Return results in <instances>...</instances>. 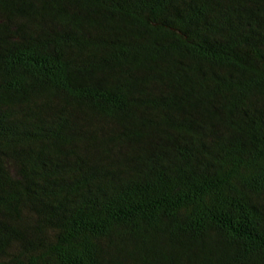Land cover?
I'll return each instance as SVG.
<instances>
[{"label":"trees","instance_id":"1","mask_svg":"<svg viewBox=\"0 0 264 264\" xmlns=\"http://www.w3.org/2000/svg\"><path fill=\"white\" fill-rule=\"evenodd\" d=\"M0 264H264V0H0Z\"/></svg>","mask_w":264,"mask_h":264},{"label":"bare ground","instance_id":"2","mask_svg":"<svg viewBox=\"0 0 264 264\" xmlns=\"http://www.w3.org/2000/svg\"><path fill=\"white\" fill-rule=\"evenodd\" d=\"M222 134V133H221Z\"/></svg>","mask_w":264,"mask_h":264}]
</instances>
